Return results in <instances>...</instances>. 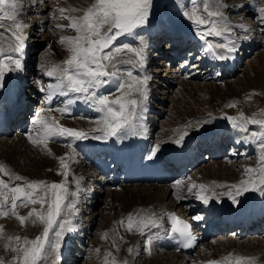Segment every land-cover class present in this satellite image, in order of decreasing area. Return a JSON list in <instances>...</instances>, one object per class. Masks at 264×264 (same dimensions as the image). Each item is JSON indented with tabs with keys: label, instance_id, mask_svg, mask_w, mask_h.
<instances>
[{
	"label": "snow or ice",
	"instance_id": "1",
	"mask_svg": "<svg viewBox=\"0 0 264 264\" xmlns=\"http://www.w3.org/2000/svg\"><path fill=\"white\" fill-rule=\"evenodd\" d=\"M190 3L195 4L197 0H190ZM151 6L152 0H94V3L82 10V15L66 17L70 20L67 28L74 30L76 35L61 36L59 42L66 46L70 54L62 64H53L44 71L47 77L55 78V83H48L46 88L42 87L40 91L47 92L46 99L49 102L56 96H72L64 101V107L56 109L62 115H70V106L78 101L87 104L99 114L95 120L97 126L86 132L64 126L55 119L49 120L37 116L34 124L40 127L36 132V138L33 139L31 133H26L33 144L43 145L46 149L49 140L54 138L70 139L74 143L89 138L107 140L110 137H117L123 139L129 134H138L137 123L141 118V112L145 110L143 103L148 96V78L137 74V70L145 66L144 38L139 37L140 47H132L126 43L121 46L117 42L121 36L134 35L136 29L147 23ZM219 6L217 3V8ZM21 7L20 0H0V24L4 20L12 22L7 33L15 41V47L0 44V87H3L6 74L20 71L23 68L22 59L15 55L21 53L24 47V38L18 34L24 27L23 22L17 19ZM204 10L207 12V19L198 15L195 10L191 14L185 11L184 15L198 29V36L206 42V50L213 55H217L216 49L226 50L227 53L237 51L234 42L227 39L233 32V28L229 26L225 14L219 10H210L209 0H204ZM59 11L61 18H65L63 16L65 9L61 8ZM258 12L260 14L258 23L264 31V7H260ZM56 27L64 28L65 26L58 24ZM238 27L244 29L245 32L249 30L247 25L241 24ZM2 34L4 31L0 30V35ZM209 37L223 38L226 42L214 43L208 39ZM244 39H248V36L245 35ZM218 58L224 60L228 57L225 54H219ZM108 86H111L113 91L105 94L103 89ZM225 118L229 120L233 128L245 133L249 131L246 125L259 126L258 131H253L250 136L246 137V139L255 140L259 147L258 166L245 168L246 178L242 179L239 184L231 185L229 191L224 193L236 204L238 203L237 197L245 192L250 190L264 192V119H249L243 113L239 116ZM176 131L178 138L173 142L181 145L189 133L180 129ZM71 146L69 144V147ZM159 150L160 145H154L147 158H154ZM70 158L75 159L74 149ZM59 162L65 177V180L59 183L32 180L24 185L17 184L15 187H9L3 179H0V216L16 217L22 225L28 219H32L33 223L40 222L43 225L42 232L34 239L25 238L24 246L13 249L18 253L14 259H18L20 264H44L49 256L54 257L52 264H56V261L60 259L61 239L66 231L72 230V218L77 214L75 205L78 202L80 182L79 178H75L76 190L71 191L67 186L68 161L65 157H60ZM3 171L4 167L0 165V172ZM12 178L24 180V177L19 175ZM180 183L177 181L178 186ZM215 187H223V185L208 186L191 183L188 186V192L193 193L195 189V198L208 204L213 197L219 195L215 192ZM69 197L73 199L69 200ZM9 198L11 200L10 209L5 210ZM178 198L183 199L184 197ZM18 203L25 207L29 204L39 205V209L33 207L27 216H17ZM140 212L128 215L127 229L130 232L138 231L145 236L149 228L159 225L160 220L155 213L141 215ZM171 219V231L186 241L184 247H191L194 241L191 225L175 217L174 214ZM193 219L200 220L202 217L197 216ZM121 223L124 221L122 220ZM8 239L20 241L19 236ZM153 242V236L147 234L145 246L149 252ZM132 250L129 249V251ZM230 259L231 257L224 258L225 261H230ZM245 259L247 258L238 256L235 264H241ZM0 264L3 262L0 261ZM111 264H116V262L112 261ZM209 264H221V262L214 260Z\"/></svg>",
	"mask_w": 264,
	"mask_h": 264
},
{
	"label": "rangeland",
	"instance_id": "2",
	"mask_svg": "<svg viewBox=\"0 0 264 264\" xmlns=\"http://www.w3.org/2000/svg\"><path fill=\"white\" fill-rule=\"evenodd\" d=\"M39 1L40 2H38V0H20L21 5L22 6L26 5V7H28V9L24 13L25 14V16H24L25 20H21V19L17 18L19 21H22V22L24 21L23 24L25 25L24 28L22 29V31L20 33H18V34H21L24 38L23 39L24 47H23V50L21 53L15 54L16 56H18L22 59L23 68L25 69L28 67V70H27L28 71V77L26 79V84L24 85V89H25L24 94L29 93L30 89L32 87H35L37 92L39 93L36 96V98L33 99L34 104H33L32 108L35 110V113L33 114V116H31V119H30V130L34 134H36L37 130L40 127L39 125L34 124V121H35L37 116L43 114V112L47 106V102H46L47 93L45 91L44 92L40 91V88H42V87L46 88L48 83H55V78L47 77L46 75H44V71L48 67L52 66L53 64H57V65L62 64V62L67 58V56H66V58L63 59V61H59V62L53 63V64L51 62L49 63V61H51V58L49 59V57H48V55H46V53L48 51H50V49L53 50L52 45L54 43V40L52 42L50 41L49 34L51 31L52 32L57 31V33L54 35L56 37H59L60 33H68V34L73 35V36L76 35L74 30L67 28V25H69V24H59V25L65 26L64 28H57L56 27L57 22H59V23H62L64 21L68 22L66 19V17H68V16L63 15L65 18H61V14L59 15L58 10H56L57 5H59L58 3L60 1L57 2V5L54 4L53 7L50 5L52 0H39ZM238 1L239 0H236V1L235 0H224V1L222 0V2H220V1L216 0V2H213V0H210V2L214 3V4L213 3L210 4V7H211L210 10L214 11L213 7H215L217 9V3H218L220 5L218 9H220L221 12H223V13L225 12L224 14L226 15V17H228V19L231 20L232 18L234 19L236 16H237V18L239 16H243L241 21H237L238 19L236 20L238 24H240V22H242V21H250V20L256 22V25H254V27H252V29L250 28L247 31L248 33H245V35L248 36L250 34L251 36L255 35L254 37H256V35H258V33H260L261 35L257 38L258 39L257 45L258 44L259 45L254 46L253 49H248L247 54L241 55V60H240L241 62H238V64L235 66V70H234L233 74H231L230 76L223 77L219 81H217L214 78H212L211 76H209V73L204 74L203 78H200V75L199 76L193 75V74L199 73V71H197L196 69H193V65H191V67H189L188 69L185 70L186 74H182L183 71L180 72V74L177 73V74H179V78H177V79L174 77H168L169 82L175 81V80H180L179 82L176 81V82L172 83L173 85L171 86V89H173V90H171V92L169 94H166V96L169 95V98H160L161 96L166 97L165 95H162L163 92H160L165 87L163 85L159 86V87L154 86L156 82L153 81V78H155V76H153V74H152V78H151L152 80L151 79L149 80L150 86H148V90H150V93H151L150 96L151 97L149 96V94H148V96L151 99V101H149L150 109H153L154 111H151L152 113H150V114H154L157 117L156 119H152L156 123V126H157L156 129L154 130L153 134H152V137H151V142L153 145H157V144L160 145L161 144L160 145L161 147H162V145H166V148L171 146L170 144L163 143L162 138L158 134L161 132L162 125H164V123H166L167 121H175V116H174V118L173 117L170 118L167 116L169 114L171 115V112L176 111V110L178 111V114H182L185 116L188 112H191L192 110H198L202 106L209 107V105L210 106L213 105L215 108L211 109V110H218L220 112L219 114H221L220 116L218 115L220 117L218 120V123L222 119L228 121L225 117H228V116L229 117H235V116H239L241 113H243V115L249 119H253V118L254 119H264V93H261L263 91H259L257 88H255L251 91H245V92L243 91V89H244V87H246L248 81L249 80L252 81V79H254L256 77L255 71H257L258 64H256V63L258 62L259 53L264 52V42L261 41L262 39H264V34H263L264 31L262 32L261 26L258 23V16L260 15L259 12H257V10H256L253 15L248 16L247 15L248 13L246 14V10H248L249 5L246 6L247 4L245 3L247 1L244 0L245 5L243 7H240L239 4L234 3V2H238ZM240 1H242V0H240ZM46 3L48 4V6L45 7ZM93 3H94V1H93ZM223 3L235 5L236 8L230 9L231 7L229 8V6H227L225 9L224 8L225 6L223 5ZM43 4H44V6H42ZM171 4H174V5H171ZM212 5H213V7H212ZM201 6L204 7V0H197V3H195V4L190 3V0H186V1H181V0H152L151 12H150V15L148 17V21L143 26H145L149 23L151 24L152 22H157L160 19L164 20L165 18H167V20L169 22L172 21L173 23H171V24L167 21L166 23L168 24V26H165L161 30V32H162L161 38L162 39L161 38L159 39V46L166 48V46H164V45H168L170 43L169 38L166 36V32H167V29L169 28V25H172L175 27V26H177V23H181L184 26H186L187 28L196 29L198 32V29L196 28L195 25L189 24V19H187L185 17L184 12L187 11L191 14L195 10V8L198 9ZM259 6L264 7V0H260ZM29 8H31V9H29ZM188 9H190V10H188ZM65 10L67 11V9H65ZM249 12H250V10H249ZM196 13L198 15H202V13H203L204 16H207V12L205 13L204 8L201 9V11L196 10ZM41 18H44V19L41 20ZM180 19H182V20H180ZM40 21H42V23H40ZM11 23H12L11 21L4 20L3 23L0 24V30L4 31V34L0 35V44H3L5 46L15 47L14 39L12 38V36L10 34L7 33V30L10 28ZM26 24H28V25H26ZM143 26H141L140 28H142ZM244 32H245V30H239V32H238V30H235L233 33H234V35H236V37H241V34ZM253 32H255V33H253ZM46 34H47V36H46ZM146 34H147L146 31H140L139 33H135L134 37H136V42H134V43L130 42L132 39L124 38V37H128L130 35H124V36H121L119 38L117 43L121 46L125 43L129 44L130 46L137 45L138 44L137 40H139V37L140 36L143 37V35H146ZM245 35H242V37H244ZM208 39L212 40L214 43H224L225 42V41L221 40V38L209 37ZM233 39H235V37ZM59 41H60V38H58V42ZM235 41H236V39H235ZM259 41H261V42H259ZM25 42H27V43H25ZM156 48H157V46L152 48V50H151L152 52L150 51L151 52L150 58H153L156 56L158 57V54L161 51H163V49L160 48L157 52ZM165 48H164V50H165ZM190 49L191 48H188V51ZM219 50L223 51V49H219ZM6 51H7V48H6ZM169 51L171 52L170 49H169ZM186 52H187V50H186ZM220 54H223V53L221 52ZM129 55H131V54H129ZM185 55H186V53H185ZM201 57L202 56H200V53H198L196 55V58H195L196 62L197 61L199 62V58H201ZM162 58H164V57L159 56V61ZM165 59H167V57ZM186 60H188V58H185L183 61L180 59V61H179V63H181L180 66H182ZM251 61H254V63H255V65H253L254 67L252 66V68H251V66L248 65ZM25 64L27 65V67ZM169 64H170L169 61H167V62L165 61V62H161V63L159 62V65L157 63H155L152 66V68L155 69L157 65L160 66L161 68L163 67L162 69H164V70L159 71V72L167 77L169 75H174V73H175L174 70L176 69V68H174L176 66V63H175V65H173V64L169 65ZM199 64L200 63H196L195 66H197ZM23 68H22V70H23ZM22 70H20V76L22 74ZM149 70H150V72L148 70L147 71L149 73H152L151 69H149ZM186 75H191V76H189V79L186 81H190L193 83L192 91L195 90L196 93L188 95L186 97V99H184L179 94L180 93L179 91L182 88V84L185 81L184 77ZM212 76H213V74H212ZM38 77H39V79H38ZM40 78H41V80H40ZM212 83H214L216 85H214ZM157 84L159 85L160 82L159 83L157 82ZM170 84H171V82H170ZM26 85H28V86H26ZM167 85H169V83H167ZM154 88H156V89H154ZM210 90L214 91L215 93H213ZM103 91L105 94L112 92V90L107 89V87H105L103 89ZM27 96L29 97V94H27ZM32 96H33V94H32ZM174 98L178 99V100H176V102L178 101L177 104L175 103ZM57 101H58V104L56 106V109H58L64 105V101L61 100V97H57ZM242 104L244 107L243 109L241 107ZM228 105H233V106L229 107ZM221 106H223V107H221ZM218 107L220 109H218ZM245 108H247V109H245ZM238 109H239V112H237ZM51 110L53 111L55 109H51ZM51 110H49V111H51ZM159 110H160V113L157 112ZM240 110H241V112H240ZM179 111H180V113H179ZM51 113H53V112H51ZM53 114H55V113H53ZM225 114H230V115H228V116L226 115L224 117ZM55 115H57V114H55ZM57 116H59V115H57ZM83 116H84V114L82 112L76 115V117H83ZM48 119L52 120V119H54V117L49 116ZM197 119L201 120V117H199ZM84 120L85 119H83L82 121L83 122H86L88 120L92 121L91 119H88L86 121H84ZM191 120L189 119L188 122H186L185 125H187V127H185V125H183V124L180 126H182L183 131H187L189 133L188 136H192L191 133L194 132L195 133L194 136H196L197 138H199L205 134V131H203V130L213 129V127L216 128L219 126V125L218 126L213 125L214 123H210L209 120H206V118H205V119H202L201 122L208 121L209 123H207L205 125L206 127L202 126V125L198 126V124L194 127L195 124L192 125L191 122H193L195 120V118H192ZM162 121H164V122H162ZM177 123H178V121L176 119L175 124H177ZM228 123H229L228 124L229 126L232 125L229 121H228ZM246 127H248V129H249V131L247 133L241 132L238 129H235L233 127H232V129H230V130H235V131L237 130L236 134L238 136V139L241 140V144L238 148L233 147V150L230 151L227 156H225L223 158H218V159L210 158V156H207L209 153H205V159L202 160L201 162H199V164L190 173L189 177L194 179L195 175L199 176V173L203 169H205L206 165L210 166L211 169L209 171H213L212 169L217 166V165H215V163H217L218 161H222L226 165V167L229 165H231L233 167V168L228 169V171H226L224 169H227L228 167L226 168L224 165V167H222L223 171L221 169L220 173H222V172L224 174L235 173V175L238 173L239 177L244 176L245 171L242 167L243 163H245L247 160H257L259 157V154H260V150H259V147H258L256 141L246 139V137L250 136L251 132L258 131L259 126L248 124V125H246ZM201 131H203V132L199 133ZM17 133H18L17 131H13L9 135H4V134L1 135L0 134V141L2 140L4 142H7V145L10 144V146L12 148L13 146H15V143H13V141L18 140V138L16 137ZM245 139L248 142H253L255 147H257V150L249 151L248 148L243 147V144H244L243 142H245L244 141ZM217 141H219V140H217ZM50 143H51V145L57 146L59 144V141L57 140V138H54V139L49 140V144ZM213 144H215V142H213ZM0 146H1L0 148H2V149H0V154H1L2 150H4V147L2 146L1 143H0ZM24 147H25V149L27 148V150H29V147H27V142L25 143ZM241 147H242V149L240 151L234 150V149L239 150ZM5 148H6V150H8V147H5ZM248 151L251 153L247 154ZM27 157L28 158H26L22 155L21 158H19L18 170L21 173H26L24 171L30 172V169L32 168L30 166L32 164V162L30 161L31 160L30 155L29 156L27 155ZM1 162H2V160H1ZM82 163H83L82 161L80 163L79 162L76 163L81 167V168L80 167L78 168L79 171H80V169H82V172L84 173L83 174L84 180L81 183L83 185V186L81 185V187H82L81 191L82 192L80 191V196H78L79 199H78V202L76 203V206H75L76 209L80 211L79 212L80 218H76L72 222V230H70V231H72V233L69 236L64 235V238L62 237L61 247L59 249L60 259L56 261V264H104L107 261H110V262L115 261L116 264H125V262H126V264H150L149 263L150 261H148V257L152 256V255H150L148 250H146V246H145L146 237H145V239H139V237L137 236L138 232L128 233L129 234L128 239L125 238V236H122L120 234H119V237L116 236V234H111V233H106L105 237H102L101 234H99V232L102 231L103 228H105L104 225L109 219H111L112 223H115L113 225L112 229L114 228V226H116V230H121L123 224L126 225L125 223H121L120 220L116 218V214H118L120 212V208H121V207H119L120 206L119 203H113L112 204L113 193L121 191L124 187L121 188V186H120L117 189L114 186H111L110 184H107L104 186L98 185V183L95 182L96 179H98V177H101L98 173V170L93 166V164L88 165L86 162H84V164H82ZM227 163H229V164H227ZM236 163H239V167L234 166ZM2 164L3 163H0V165H2ZM5 164H6V162H5ZM75 171H76V168H75ZM86 171H87V174L85 173ZM224 171H226V172H224ZM89 172H92L93 176H95V177L94 178L90 177ZM0 174L4 175V177L6 178L5 182L7 184L8 183L13 184L16 181L19 182V180H14V179H12V181L8 180V174H6V172H4V171L1 172ZM4 177H2V178H4ZM22 177H24V175H22ZM189 177L181 178V179L185 180L184 183L188 184V185H186L187 187L186 186L183 187L184 190L188 189L189 184H191L190 182H188V180H190ZM89 178H90V180H89ZM178 179L180 180V178H178ZM21 181H22V183L20 185H23L24 183H26L25 180H21ZM175 182H176L175 179H173V180L165 183V184H167V187L170 188L168 190L166 196L163 194L164 193V190H163L164 187H162V186L164 184H161L160 186H158V185L155 186V184L151 185L153 187V189H151V190H153L155 197L158 198L156 201H157V203L160 202L159 204H162V208H163V205L164 206L170 205L172 203V201H174V198L176 197V195L180 194V191L179 192L177 191L178 194H176V192H175L174 187L177 184L176 183L173 186V184ZM232 183L233 184H239L236 182H232ZM70 184L71 183L69 182V186L72 185V184L71 185ZM145 186L147 187V186H149V184H147ZM145 186L144 185L141 186L138 184L137 185L132 184L130 186L127 185L125 187H128L130 189H135L136 191L138 190V192H139V190L141 191L143 189V187H145ZM171 186H173V187L171 188ZM230 186H228V190L230 189ZM85 187H86V189H85ZM100 190L106 191L102 194H98L101 197H94V196L92 197L91 196L92 197L91 198V197H89V195H90L89 193L88 194L85 193V191H88L90 193H92V191H94V193H92V195H95V193L97 191H100ZM221 191L225 192V190H220V192ZM140 193H143V192L141 191ZM140 193H138V194H140ZM186 193L184 195L190 196L189 199L195 198V195L193 193H189L188 190L186 191ZM144 195L145 194H142L141 196H144ZM174 195H175V197L173 198ZM218 198L221 199L222 197L219 196ZM71 199H73V198H71ZM196 200H198V199H196ZM18 205H19V203H18ZM183 205L190 206L189 202H186V203L184 202L180 206H183ZM33 207H36L37 209H39V205H32L30 208H33ZM27 208H24V207L20 208V210L17 211V216H27L28 213L30 212V210ZM162 208H159V210L161 209L160 211H162V212H160V215L163 216L165 213V209H163L164 210L163 211ZM5 210H8V202H7V205L5 206ZM111 210H112V212H111ZM202 211L200 208L199 210L195 211V213H193V214L195 217H197V216L201 217V215L203 213ZM160 215H159V217H160ZM90 218H92L90 233L88 235L85 234L86 236H82L81 239L74 238L76 233H81V231H84L86 228V227H83L81 229H77V228L74 229L76 227L75 225H77L78 228L80 227L79 225L86 226L87 224L84 222H87ZM122 220L125 221L124 219H122ZM73 224H75V225H73ZM112 229H108L106 231L111 232ZM42 230H43V225L40 222L33 223L32 219L26 220L25 223L22 225L20 223L19 219L16 217H13L11 215L0 216V261H2L3 264H20V261L18 259H14L15 257H17L18 253L16 251H14L13 249H15L17 247L24 246V239L25 238L34 239L37 235H39L42 232ZM70 231H68V232H70ZM234 233H235V231L230 232L227 235L223 234L222 236L220 235L221 233H219L215 238H210V239L206 240L202 244V247L204 248L202 253L196 255L194 257V259L190 260V261L200 262V259L205 260V258H209L208 260H210L213 258L212 260H218L219 259L218 261H220L221 264H223L222 262L225 261L224 258L226 256H228V257H231L230 261L234 262V264H235L236 257L242 256V257H245L247 259L242 261L241 264H264V253H261L262 255L261 254L252 255L250 253L234 252L232 249V250H230L224 254L222 253L220 255H214L215 257L213 256V253H217L216 252L217 250H212V252H211V249L213 248V245L215 244L216 239H218L219 237L220 238L222 237L221 239H227L230 237L233 238L235 236ZM232 234H233V236H232ZM248 235L250 236V238ZM16 236L20 237L19 242H17L15 239H12V240L8 239L9 237L14 238ZM135 236H136V238H135L136 243H135V240L133 239ZM72 237H73V241H72V239L69 240V238H72ZM248 238L249 239H252V238L259 239L260 238V239L264 240V237L261 234H258L257 232H255V233H248L247 235L241 237L240 240H237V241L243 242V241L247 240ZM100 239H101V241H100ZM120 239H122L121 241H123L124 243L128 242L130 239L131 240L133 239L132 244H130L131 249H133V250L129 251L130 246L128 248L126 244H123V245H126V247L124 249V251H125L124 257H123V259L121 258V259L117 260V258H115L114 255L112 256L111 251L113 249H115L117 251V245L116 244L120 243ZM109 240H111V242ZM77 241H79V242H77ZM66 242H68V243H66ZM248 244H250V243H248ZM6 245H7V247H6ZM207 247H209L210 249L206 250ZM66 248H69V250L67 251L68 253L65 252ZM119 248L121 249V247H119ZM156 250H157L156 251L157 254L154 253V256L156 255L154 264H178L177 259H178V257L180 258V255L179 256L176 255L177 258H175L176 252L174 249H163V248L157 247ZM75 251H77V252H75ZM75 254H77L78 256H75ZM19 255H22V253H19ZM53 259H54V257L49 256L47 261L44 262V264H52ZM178 262H180L179 259H178ZM181 263H183V262L181 261ZM187 264H189V262ZM197 264H200V263H197ZM208 264H209V262H208ZM227 264H230V263H227Z\"/></svg>",
	"mask_w": 264,
	"mask_h": 264
},
{
	"label": "bare ground",
	"instance_id": "3",
	"mask_svg": "<svg viewBox=\"0 0 264 264\" xmlns=\"http://www.w3.org/2000/svg\"><path fill=\"white\" fill-rule=\"evenodd\" d=\"M58 1H60L58 3L59 5H57ZM93 1L94 0H52L50 5L52 7H53L54 4L57 5V9L56 10H58V14L59 15L61 14L59 9L63 8V9H67V11L65 10L66 12L63 13L64 16H66V15L68 17L69 16H80V15L83 14L82 10L86 9L87 7H89L93 3ZM181 1H186V0H181ZM218 1L222 2V0H218ZM246 1H247V2H245L247 4L246 6H248L249 2H251V3H255L256 2V0H249V1L246 0ZM38 2H40V1L38 0ZM209 2H210V0H209ZM211 3H213V2H210V4ZM234 3L235 4H239V6H241V5L244 6L245 5L244 4V0H242V1L239 0L238 2H234ZM171 5H174V4H171ZM223 5L225 6L224 7L225 9H226L227 6H229V8L231 7L230 9H235L236 8L235 5H232V4L230 5L228 3H223ZM42 6H44V4ZM46 6H48L47 3L45 4V7ZM212 7H213V5H212ZM203 8H204L203 6H201L198 9L195 8V11L196 10L201 11V9H203ZM213 8H214V11H216V10L221 11L218 8L217 9L215 7H213ZM259 8H260V6L258 4L257 12H258ZM27 9H28V7H26V5L21 7V10H20V13H19V16H18L19 19L25 20V18H24L25 14L24 13L26 12ZM29 9H31V8H29ZM73 9H76V11H73ZM188 10H190V9H188ZM249 10H250L249 8H248V10H246V14L248 13L247 14L248 16L249 15L250 16L253 15L254 13L251 12V10H250V12H251L250 13ZM200 16H202V17H204L206 19L208 18L207 16H204L203 13ZM226 18L228 20L229 26H231L233 28V32L235 30H238V32H239V30H244V29H241V28L238 27V25H241V24H243V25L246 24L248 26V29H250V28L252 29V27H254V25H256V22H254L252 20H250V21H242V22H240V24H238L237 21H241L243 16H239L238 18L236 16L234 19L232 18L231 20L228 19V17H226ZM43 19L44 18H41V20H43ZM180 20H182V19H180ZM67 21L68 22L64 21L62 23L57 22V24H69L70 20L67 19ZM167 21H168L167 18H165L164 20L160 19L157 22H152L151 24L149 23V24L143 26L142 28H138V29L135 30V33H139L140 31H146L147 32L146 35H143V38H144L143 48H144L145 66H144L143 69H138L137 70V74H139L141 76H146L148 78L147 86H150L149 85L150 84L149 80L152 78V74H153V76H155V78H153V81L156 82L154 86L159 87V86L163 85L165 88L162 91H160V92H163L162 95H165V96H166V94H169L171 92V90H173V89H171V86L173 85L172 83H174L176 81L177 82L180 81V80L170 81L171 84L169 82V85H167V82L169 81V80H167L168 77H174L176 79L179 78V74L180 73L177 74V69L174 70L175 71L174 75H169L167 77L159 72V71H163L164 70V69H162L163 67L161 68L160 66H158L159 62L161 63V62H165V61L166 62L170 61L171 57L168 58V56H172L173 55V54L171 55V52L169 51V49H174L175 48L176 51H177V49L184 51V50H187L188 47H191V45L194 46L192 48L193 52H195L196 49L197 50L202 49V51L205 52V53L202 52L203 57L201 59H199V62L197 61L196 63H200L198 65L199 68H205L203 70V72H201L204 75L206 73L211 74L210 72H212V70L216 71L218 69L217 66L221 62L224 64V68H225L227 61L230 60V61L233 62L234 59H235V61L233 63L237 65L238 62H240V60H241V55L247 54L248 53V49H253L254 46H258L259 45V44L257 45V43H258V39L257 38L261 35L260 33H258V35H256V37H254L255 35L251 36L249 34L250 36L248 35V39H243L244 37H242V35H245V33H248V32L242 33L241 37H236V35H234V33L232 32L231 35L229 37H227V39L232 41V42H234L237 51H235L234 53H227L226 50H223L222 51L223 54H225L228 58L224 59V60H221V59L218 58V55L220 53L219 50L217 51V49H216L217 55H213L212 53H209L206 50V42L204 40L200 39V37L197 34L198 32H197L196 29L187 28L183 24L177 23V26L174 27L172 25H169V28L167 29L166 36L169 38L170 43L168 45H164V46H166V48L164 47L165 48V50H164L163 47L159 46V39L161 38V33H162L161 30L165 26H168V24L166 23ZM40 23H42V21H40ZM169 23L171 24L173 22L170 21ZM189 24L194 25L193 22L190 21V20H189ZM26 25H28V24H26ZM56 33H57V31H53V32L51 31L50 32V34H49L50 38L49 39H50L51 42L54 40V43L52 45L53 46V50L50 49V51H48L46 53V55H48L49 59L51 58V61H49V63L51 62L52 64L53 63H57L59 61H63V59L66 58V56L68 57L69 54H70L69 51L67 50L66 46L64 44H61L60 42H58V38H60L61 36H73V35H70L68 33H60L59 37H56V36H54ZM253 33H255V32H253ZM46 36H47V34H46ZM234 37H235L236 41H235V39H233ZM124 38L132 39L130 41L131 43L136 42V37H134V35H130V36L124 37ZM172 40H173V42H172ZM221 40L225 41V39H223V38H221ZM137 41H138V44L137 45H133L132 47H140L141 46L140 45V40H137ZM261 41L264 42V39H262ZM261 41H259V42H261ZM171 42H172V46L170 48ZM25 43H27V42H25ZM156 46H157V48H156L157 52H158V50L160 48L163 49V51H161L158 54V57L156 56V57L150 58V53L152 52L151 50H152V48H154ZM159 56H161V57L163 56L164 58L160 59V61H159ZM166 57H167V59H165ZM155 63H157L158 65L156 66L155 69H153L152 66ZM256 64H258V66L256 65L257 66V71H255L256 77L254 79H252V81L251 80L248 81L246 87H244V89H243L244 92L245 91H251V90L257 88L259 91H263L261 93H264V52L259 53L258 62ZM248 65L251 66V68H252V66L255 65V63H254V61H251ZM26 67H27V65H26ZM174 68H176V66ZM196 68H197V66H196ZM149 69H151L152 73H149L150 72ZM223 69L220 71V73H222L224 71ZM27 70H28V67L25 68V69L23 68L22 74H21L22 76L19 78L16 75V77H14L15 81H14V83L12 85H8L7 78H10V77H9V73L6 74V76L4 78L3 87H0V101H2V100L4 101V99H5L7 86H9V87L15 86V89L12 91V94L13 95L16 94L17 96H19L20 88H22V86L24 84H26V79L28 77V71ZM229 70L232 71L233 69H229ZM19 73H20V71H18L17 74H19ZM184 78H185L184 79L185 81L182 84V88L179 91L180 92L179 94L184 99H186V97L188 95L195 94L196 91L195 90L192 91L193 83L190 82V81H186V80L189 79V76L186 75ZM38 79H39V77H38ZM40 80H41V78H40ZM6 82H7V84H6ZM157 82L158 83L160 82V84L158 85ZM5 84H6V86H5ZM212 84H214V83H212ZM214 85H216V84H214ZM26 86H28V85H26ZM108 87L111 88V86H108ZM154 89H156V88H154ZM210 91H212V90H210ZM212 92L215 93L214 91H212ZM148 94L150 96V94H151L150 90H148ZM149 96H147V100L144 101V103H143V108L145 110L143 112H141V118H140V120L137 123V129H136L140 139L146 145V150L148 149L149 146H151V143H150L151 142V137H152V134H153L154 130L157 127L156 123L152 120V119H156L157 118L156 115L150 114V113H152L151 111H154V110L150 109L149 101H151V99H150L151 96L150 97ZM33 97H36V95L35 96H34V94H33V96L30 95L28 97L29 98L28 101H24L23 102V103H27L26 104L27 108L28 107H32ZM62 98H63V100L66 101L67 99L72 98V96L62 97ZM160 98H169V95L166 96V97H162L161 96ZM176 100H178V99H175V103L177 104L178 101L176 102ZM223 106H221V107H223ZM241 107H242V109L244 108L243 104H242ZM60 108H62V107H60ZM214 108L215 107L213 105H211V106L209 105V107L202 106L198 110H192L191 112H188L185 116L182 115V114H178L177 110L176 111H172L171 115L169 114L167 117H170V118L173 117L174 118V116H175V121L177 119L178 123L175 124V121H167L166 123H164V125H162V130H161V132L158 135L162 138L163 143H167V144H170L171 146H175L174 144H171V143H174L173 141L178 138L176 130H178V129L182 130V126H180V125H182V124L185 125L186 122H188L189 119L191 120L192 118H195V120L193 122H191L192 125L195 124L194 127L197 124H198V126L199 125L200 126L201 125L205 126L209 122L210 123H214L213 125H216V126L219 125L216 128L213 127V129H205V130H203V131H205V134L203 136H201L200 140H204L206 138H210L213 134L222 133V136L219 139L218 138L216 139V141L217 140H219V141L215 142V144H212V147L215 146L216 149H218V144L220 146H222V147L223 146L227 147V145H222V144H225L226 141L228 140L227 136L229 134H227V133H229V132L226 133V130H229L232 125L229 126L228 125L229 124L228 123L229 120L226 121L224 119L220 120L221 122L219 121V123H218V120L220 118L219 116L221 114H219L220 112L218 110H211V109H214ZM54 109L55 110H53V111L52 110L49 111L46 108L44 110L43 114H41L39 116L45 117L47 119L49 118V116H53L56 121H58L60 124H62L64 126L73 127V128L78 129V130H84L86 132L91 131L92 129H94L97 126L96 123H95V120L98 118L99 114L93 108L89 107L87 104L83 103L82 101H78L75 104L71 105L70 109H71V112H78L79 110L83 109V110H85V114H86L87 117H73V118H71V117H67L66 114L62 115L60 111L58 112L56 110V107ZM218 109H220V108L218 107ZM245 109H247V108H245ZM51 112L59 115L60 117L55 115V114H53V113H51ZM157 112L160 113V110L157 111ZM237 112H239V109L237 110ZM240 112H241V110H240ZM179 113H180V111H179ZM226 115L228 116L230 114H225L224 117ZM199 117H201V120L206 118V120H209V122L208 121L201 122V120L197 119ZM83 119H85L84 121H86L88 119H91L92 121L88 120L89 122L88 121L83 122L82 121ZM162 122H164V121H162ZM203 131H201L199 133H202ZM28 133L32 134L33 139L36 138V134H34L32 132H28ZM235 133H237V130L234 131V133H232V134H235ZM96 134H99V133H96ZM129 135L126 136L123 139H126L127 137H129ZM191 135L193 136V135H195V133L193 132V133H191ZM16 137L18 138V140H14L13 141V143H15V146H13L12 148H11L10 144L7 145V142H4L2 140L0 141V143L4 147V150H2V152L0 154V163H3L2 166L4 167V172H6L8 174V180L12 181V179H13L12 177L15 176V175H19V176L24 175V178H25L24 180L26 182L32 181V180H43V181H46L48 183H52V182L59 183V182H62V181L65 180V177L63 176L61 168H60L59 158L60 157H65V159L68 161V164H69V175L67 177V186H68V188L71 191H75L76 190L75 178H79L80 191L82 189V187H81L82 184L81 183L84 180V175H83L84 173L82 172V169H80V171H79L78 168L80 166L78 164H76L77 162L80 163L81 161L83 162L82 164H84V160L78 154V150L77 149L79 148V146L77 147V144H81L82 143V148L84 149V154L87 155V156H90L91 153H93L94 151H96L99 148L107 147V149L105 150V151H107L108 150V146H109L107 144L113 139V137H110L107 140H96V139L89 138V139H86V140L75 141L74 143L70 139H62V141L59 142V144L57 146L51 145V143L49 144V142H48L47 148L45 149L43 145H35V144H33L29 140L28 135H26V133H22V134L18 133L16 135ZM186 138H190V136H188ZM193 138H197V137L194 136ZM86 141L88 143H86ZM240 141L241 140L234 141L236 143L235 145L238 146ZM244 141H246V139ZM26 142H27V147H29V150H27V148L25 149V147H24ZM199 143L201 144V146H204V147H206L208 149L210 148V145L206 144L203 141H201ZM69 144H71L72 146L69 147ZM178 146H183V145L181 144V145H178ZM245 146L248 149H252V148L255 147L253 142H246ZM5 147H8V150H6ZM165 148H166V145H162V147L160 146V150L158 151V153L161 150L165 149ZM0 149H2V148H0ZM73 149L75 150V159L74 160L70 158L72 156V154H73ZM255 150H257V147H255L252 151H255ZM99 152L100 151H98L96 154H98ZM196 153L197 152L194 151V153H192L190 156L195 158ZM197 154H199L198 156H201V154H204V152L200 151ZM22 155L24 157H26V158H28L27 155L28 156L30 155V158H31L30 161L32 162V164L30 165L32 167L30 169V172L29 171H24L26 173H21L18 170V168H19L18 167V165H19L18 161H19V158H21ZM1 160H2V162H1ZM195 161H196V159H193L191 161V164L195 163ZM5 162H6V164H5ZM187 162H188L187 160L180 161L179 163H181V164L175 165V171L179 170L177 167H179L180 165H184L185 166L187 164ZM258 163H259V159H257V160H247L245 163H243L242 167H243V169H245V168H247L249 166L255 168V167L258 166ZM227 164H229V163H227ZM215 165H217L218 167L217 166L215 168L212 167L213 171H209L211 168H210V166L206 165L205 169H203L199 173V176L195 175V177H194L195 180L188 176L190 178V180H191V181L188 180V182L196 183L197 185H199V184H204V185H208V186H213L214 184L215 185H223V187H215L214 188L215 192L219 194L218 197L219 196L222 197L221 199H219L218 197H213L210 200L211 205L214 203L213 201H215L216 205L214 206V208L213 207L209 208L208 204H204L202 201L196 200V198L189 199L190 196L184 195L188 189L184 190L183 187L188 185V184L184 183L185 180H183V179H180V180L177 179L176 182L173 184V186H174L177 183V181L181 182L179 186L176 184L175 187H174L176 194H178L179 191H180V194L176 195V197L174 195L173 196V198L175 197L174 201H172V203L170 205H167V206L163 205V208H162V204H159L160 203L159 201H158L159 203H157L156 200L158 198L155 197L153 190H151V189H153V187L151 186L153 184H149V186H147V187L145 186L147 184H144L145 187H143V189L141 190L143 193H140L141 192L140 190L138 192V190L136 191L135 189H130L128 187H125L127 185H120L121 188H123V187L124 188L121 191H119V192L113 193V195H112V204L113 203H119V205H120L119 207H121V208H120V212L118 214H116V218L119 219L120 222L122 221V219H124L125 220L124 223L126 225L123 224L121 230H116V226H114V228L112 229V227H113V225L115 223H112L111 219H109L105 223L106 226L104 225L105 228L102 227L103 229H102V231L99 232V234H101L102 237H105L106 233L116 234V236H118V237H119V234H120L122 236H125V238L128 239V237H129L128 233H130V231H128V229H127L126 221H127L128 215L130 213L135 215L138 212H140V210H143V212H140L141 215L155 213L156 216L159 218L160 223L155 228H149L147 230V233H146V235L150 234V235L153 236V241L154 242H153V244L151 246L150 252L148 251L149 254L152 255V256L148 257V261H150L149 262L150 264H154L155 263V256H156V255L154 256V253H156V251H157L156 250L157 245H162L161 242L163 240H164V242L166 241V242L172 243L171 240L166 239L167 235L165 237H163L164 234H168L169 225L167 223V219H165V216L160 215V212H162V211H160L161 209L159 210V208H162V210L165 209V212H166V210L168 208H175L176 210L179 209L178 210L179 212L182 211L185 215H188V216H192V214L195 213V211L199 210L200 208H201V211L203 210L202 214H206V213L211 212V211L214 212V211L217 210L218 214L217 215L214 214V215H212V217H215L214 218L215 223H218V224L222 225L223 227L229 225L230 221L236 220V218L239 216V214L241 212H242V216L243 215H248L251 211L252 212H257L260 215V213L258 212L259 209L261 210L262 213H264V192L256 191V190H250L248 192H245L241 196L237 197L238 203H236V204H234L232 202V199L230 197H228L227 195L224 194V193L229 191L228 190V186L232 185L233 184L232 182L239 183L242 179H245L246 178V173H245L244 176H241V177L238 176V173L236 175H235V173H232V174H230V173L224 174L223 172L220 173L222 167H224L225 164L222 161H218L217 163H215ZM234 166H238L239 167V163H236ZM225 167H226V165H225ZM227 167H226L227 169H224V170L228 171V169L233 168L231 165H229ZM75 168H76V171H75ZM222 171H223V169H222ZM226 171H224V172H226ZM85 173L87 174V171ZM89 174H90V177H93V178L95 177V176H93L92 172H89ZM2 177H4V175L0 174V179H3L5 181L6 178L5 177L2 178ZM89 180H90V178H89ZM69 182L72 184V185L70 184L71 186H69ZM95 182L98 183V185H101V186L104 183V181H103V179L101 177H98V179H96ZM21 183H22V181L19 180V182L16 181L13 184L12 183L11 184L8 183V184H9V187H15L16 184H21ZM173 186H171V188ZM162 187H164L163 188V190H164L163 194L166 196V194H167V192H168V190L170 188L167 187V184H164ZM85 189H86V187H85ZM220 190H225V192H223V191L220 192ZM195 191L196 190L194 189L193 190V194H194ZM104 192H106V191H104V190L101 191L100 190V191H97L95 193V195H92V193H94V191H92V193H90L88 191H85V193H87V194L89 193L90 194L89 197H91V196L92 197L93 196L94 197H101L98 194H102ZM138 193H140V194H138ZM142 194H145V195L141 196ZM209 195H210V193H209ZM79 196H80V192H79ZM178 197H184V198L183 199H179ZM71 198L72 197H70L69 200ZM78 199H79V197H78ZM184 202L185 203L189 202L190 206H185V205L180 206ZM10 205H11V200L9 198V200H8V209H10ZM29 205L27 206L28 207L27 208V207L19 204L17 206L16 212L19 211L20 208H23V207L27 208V209H29L31 211L32 208H30V207L32 205H30V206ZM242 205H244V206H242ZM216 207H218V208L215 209ZM79 212L80 211L77 210V214L72 218V222L76 218H80V213ZM111 212H112V210H111ZM159 215H160V217H159ZM231 216H233V218H230ZM208 222L209 221H207V223ZM84 223H86L87 225L86 226L79 225L80 226L79 228L77 227V225L73 224V225L76 226L74 229H76V228L77 229H81L83 227H86L84 231H81V233H76L74 238L81 239L82 236H86L85 234L88 235L90 233L92 218H90L87 222H84ZM108 229H112V231L111 232L110 231L109 232L106 231ZM201 229L202 230L199 231L200 232V236L204 237L205 239H208L211 235H213L212 236L213 238H215L217 236V235L215 236L213 234L214 231L209 230V224L206 225V226H203ZM131 232H138V231L133 230ZM71 233H72V231H70V232L67 231V232H65L64 235L69 236ZM64 235H63V238H64ZM146 235L142 236L138 232L137 236L139 237V239H145ZM220 235L222 236V234H220ZM232 236H233V234H232ZM241 237L242 236H239L237 234L233 238L230 237V238H227V239H221L222 237L221 238L219 237L218 239H216L215 244L213 245V248L211 249V252H212V250H217L216 251L217 253H213V256L214 255H220L222 253L224 254V253H226V252H228V251H230L232 249H233L234 252H244V253H250L252 255L264 253V240L263 239H260V238L259 239H255V238L249 239L250 238V236H249V238L247 240L243 241V242L237 241V240H240ZM135 238H136V236L133 238L135 240V243H136V239ZM71 239L73 241V237L69 238V240H71ZM133 239L132 240L130 239L126 243H124L123 241H121L122 239H120V243L116 244L117 245V251L115 249H113L111 251L112 252V256L114 255L115 258H117V260L121 259V258L123 259L124 253H125L124 249H125L126 245H127L128 248H129V246L131 248L130 244H132ZM100 241H101V239H100ZM109 241L111 242V240H109ZM77 242H79V241H77ZM66 243H68V242H66ZM248 243H250V244H248ZM123 244H126V245H123ZM167 246H169V245H167ZM119 247H121V249ZM164 247H166V246H164ZM175 249H177V248H175ZM209 249H210L209 247L206 248V250H209ZM68 250H69V248H66L65 252L68 253L67 252ZM203 250H204V248L202 247V245H199L198 248L195 250V252L192 255H189V254L184 255V254H182V253H180V252L175 250V252H176L175 256L176 255H178V256L180 255V258H181L180 259L178 257L180 262H178V259H177V263L178 264H187L189 262V264H197V263L208 264V262L214 261V260H212L213 258L210 259V260H208L209 258H205V260H201L200 259V262H198V261H190V260H193L196 255L201 254ZM75 252H77V251H75ZM75 256H78V255L75 254ZM226 257H228V256H226ZM175 258H177V256ZM218 260H215V261H218ZM181 261L183 263H181ZM222 263L223 264H227V263L234 264V262H231V261H224ZM104 264H111V262L107 261Z\"/></svg>",
	"mask_w": 264,
	"mask_h": 264
}]
</instances>
